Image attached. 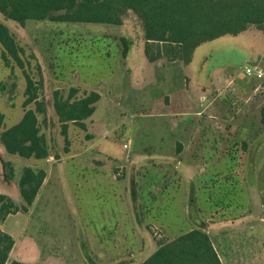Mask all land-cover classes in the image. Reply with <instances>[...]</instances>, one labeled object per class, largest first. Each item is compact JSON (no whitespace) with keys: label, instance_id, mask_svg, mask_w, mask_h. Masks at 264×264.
<instances>
[{"label":"rangeland","instance_id":"obj_1","mask_svg":"<svg viewBox=\"0 0 264 264\" xmlns=\"http://www.w3.org/2000/svg\"><path fill=\"white\" fill-rule=\"evenodd\" d=\"M0 20L24 48V68L0 60V132L36 107L23 106L28 73L45 104L38 119L51 150L47 159L6 154L14 181L26 166L48 175L28 210L1 223L15 239L6 264H88L81 245L101 264H142L149 240L155 246L194 228L190 181L200 217L222 222L209 234L223 263L264 264V76L245 73L250 61L264 71V33L250 26L186 64L150 62L133 16L122 25ZM72 89L74 98L96 91L100 99L85 128L68 123L66 139L55 92L65 99ZM133 189L147 239L133 216Z\"/></svg>","mask_w":264,"mask_h":264},{"label":"trees","instance_id":"obj_2","mask_svg":"<svg viewBox=\"0 0 264 264\" xmlns=\"http://www.w3.org/2000/svg\"><path fill=\"white\" fill-rule=\"evenodd\" d=\"M0 15L21 26L31 19L122 25L133 16L141 26L144 52L150 62L168 57L189 64L201 47L230 36L237 37L248 32L250 26L254 25L264 33V0H0ZM130 40L124 39L125 55ZM23 52L14 33L0 20V60L7 66L14 62L24 68ZM26 80L23 106L34 103L36 107L26 109L18 123L4 127L0 132V264H6L15 245V239L1 223L9 214L28 210L46 177L44 169L26 166L19 181H14V167L6 154L36 159H47L51 155L49 141L41 132L38 119V113L45 111V104L39 99L37 83L28 73ZM75 94L76 89H72L64 99L55 92L54 108L66 139L68 123L74 122L85 128L84 120L94 113L95 103L100 99L96 91L80 99L74 98ZM3 120L4 114L0 113V128ZM192 182L189 183L187 207L194 228L170 241L159 239L155 246L149 240L145 245L152 246L146 255H140L142 264H224L209 234L212 227H222V222L213 223L200 217ZM248 183L255 184L254 180ZM135 193V189L131 190V208L139 231L146 237L147 227ZM19 195L23 205L16 202ZM224 223L230 222L225 220ZM81 250L88 264H101L87 247L81 245ZM133 262L134 258H121L112 264ZM9 264L34 263L14 259Z\"/></svg>","mask_w":264,"mask_h":264},{"label":"built area","instance_id":"obj_3","mask_svg":"<svg viewBox=\"0 0 264 264\" xmlns=\"http://www.w3.org/2000/svg\"><path fill=\"white\" fill-rule=\"evenodd\" d=\"M245 73L248 76H254V77H258V78L264 76L263 68L260 67L259 63L255 66L250 65L248 63V65H246V67H245Z\"/></svg>","mask_w":264,"mask_h":264},{"label":"water","instance_id":"obj_4","mask_svg":"<svg viewBox=\"0 0 264 264\" xmlns=\"http://www.w3.org/2000/svg\"><path fill=\"white\" fill-rule=\"evenodd\" d=\"M248 63H249L250 65H253V66L257 65V62H254V61H250V62H248ZM207 102H208V100H206L204 104H207ZM54 157H55V159L61 161V155H59V154H55Z\"/></svg>","mask_w":264,"mask_h":264},{"label":"crops","instance_id":"obj_5","mask_svg":"<svg viewBox=\"0 0 264 264\" xmlns=\"http://www.w3.org/2000/svg\"><path fill=\"white\" fill-rule=\"evenodd\" d=\"M61 160H62V159H61ZM47 178H48V175H47V173H46V177H45V179H44V181H43V183H42V185H41V187H40V190H41L42 186L44 185V183L46 182ZM40 190H39V192H40ZM39 192H38V194H39ZM37 197H38V195H37ZM37 197H36V199H37ZM36 199H35V200H36ZM221 260H222V259H221Z\"/></svg>","mask_w":264,"mask_h":264}]
</instances>
